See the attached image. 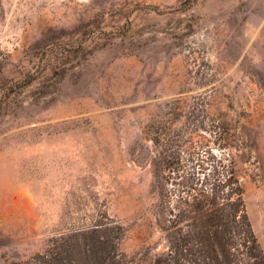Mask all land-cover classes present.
I'll use <instances>...</instances> for the list:
<instances>
[{"label":"rangeland","instance_id":"obj_1","mask_svg":"<svg viewBox=\"0 0 264 264\" xmlns=\"http://www.w3.org/2000/svg\"><path fill=\"white\" fill-rule=\"evenodd\" d=\"M179 150L233 160L264 249V0H0V264H152Z\"/></svg>","mask_w":264,"mask_h":264},{"label":"trees","instance_id":"obj_2","mask_svg":"<svg viewBox=\"0 0 264 264\" xmlns=\"http://www.w3.org/2000/svg\"><path fill=\"white\" fill-rule=\"evenodd\" d=\"M214 127L219 132V121ZM181 152H173L178 159L153 161L157 221L168 245L152 264H264L233 160L202 150L185 161ZM77 236L62 256H51L46 263L78 264L83 253L87 264H101L97 251L90 252L92 257L85 250L89 243L84 239L81 245ZM45 256L35 255L33 261Z\"/></svg>","mask_w":264,"mask_h":264}]
</instances>
